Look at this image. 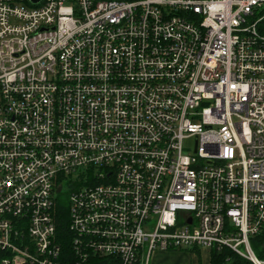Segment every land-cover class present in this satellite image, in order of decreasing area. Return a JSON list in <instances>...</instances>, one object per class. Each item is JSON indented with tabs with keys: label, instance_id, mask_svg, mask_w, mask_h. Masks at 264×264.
<instances>
[{
	"label": "built area",
	"instance_id": "obj_1",
	"mask_svg": "<svg viewBox=\"0 0 264 264\" xmlns=\"http://www.w3.org/2000/svg\"><path fill=\"white\" fill-rule=\"evenodd\" d=\"M263 18L264 0H0V264H264Z\"/></svg>",
	"mask_w": 264,
	"mask_h": 264
},
{
	"label": "trees",
	"instance_id": "obj_2",
	"mask_svg": "<svg viewBox=\"0 0 264 264\" xmlns=\"http://www.w3.org/2000/svg\"><path fill=\"white\" fill-rule=\"evenodd\" d=\"M259 31L264 34V18L260 24ZM62 195L56 199L55 205V223L57 241L63 252H70L71 235L69 233V218L68 206L62 200ZM250 245L256 257L264 260V226L261 231L250 238ZM200 250H195L192 253L199 254ZM97 264H106L105 260L95 261ZM208 264H252L251 262L235 255L228 249H211L208 251Z\"/></svg>",
	"mask_w": 264,
	"mask_h": 264
},
{
	"label": "rangeland",
	"instance_id": "obj_3",
	"mask_svg": "<svg viewBox=\"0 0 264 264\" xmlns=\"http://www.w3.org/2000/svg\"><path fill=\"white\" fill-rule=\"evenodd\" d=\"M67 204L68 198L62 197ZM208 252L196 254L188 251H155L149 264H207Z\"/></svg>",
	"mask_w": 264,
	"mask_h": 264
},
{
	"label": "crops",
	"instance_id": "obj_4",
	"mask_svg": "<svg viewBox=\"0 0 264 264\" xmlns=\"http://www.w3.org/2000/svg\"><path fill=\"white\" fill-rule=\"evenodd\" d=\"M202 252H204V251H201L200 254H201ZM207 264H208V260H207Z\"/></svg>",
	"mask_w": 264,
	"mask_h": 264
}]
</instances>
